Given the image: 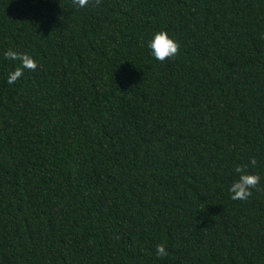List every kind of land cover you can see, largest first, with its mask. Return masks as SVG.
<instances>
[{
	"label": "trees",
	"instance_id": "1",
	"mask_svg": "<svg viewBox=\"0 0 264 264\" xmlns=\"http://www.w3.org/2000/svg\"><path fill=\"white\" fill-rule=\"evenodd\" d=\"M0 264H264V0H0Z\"/></svg>",
	"mask_w": 264,
	"mask_h": 264
},
{
	"label": "clouds",
	"instance_id": "2",
	"mask_svg": "<svg viewBox=\"0 0 264 264\" xmlns=\"http://www.w3.org/2000/svg\"><path fill=\"white\" fill-rule=\"evenodd\" d=\"M74 6L84 8L89 4V0H73ZM149 54L156 61L164 62L178 54L180 42L175 39L167 30L161 29L155 31L147 42ZM3 58L9 61H19V66L7 71L6 82L9 85L14 84L25 75L26 70H35L38 67V61L28 53H20L14 49H8L3 52ZM254 163V161H253ZM234 172L237 174L233 177L228 186V192L232 200H247L252 195V189L260 181V176L255 172H249L245 166H236ZM157 256H167V250L164 245L156 246Z\"/></svg>",
	"mask_w": 264,
	"mask_h": 264
}]
</instances>
